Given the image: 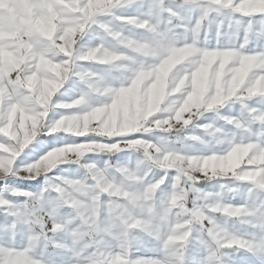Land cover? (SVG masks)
<instances>
[{
	"label": "clouds",
	"instance_id": "1",
	"mask_svg": "<svg viewBox=\"0 0 264 264\" xmlns=\"http://www.w3.org/2000/svg\"><path fill=\"white\" fill-rule=\"evenodd\" d=\"M0 182V264H264V0H0Z\"/></svg>",
	"mask_w": 264,
	"mask_h": 264
},
{
	"label": "rangeland",
	"instance_id": "2",
	"mask_svg": "<svg viewBox=\"0 0 264 264\" xmlns=\"http://www.w3.org/2000/svg\"><path fill=\"white\" fill-rule=\"evenodd\" d=\"M44 139L46 141V145H40V144L35 145L34 150L30 154L28 159H32V158L37 157L38 155L42 154L44 151L47 150L46 146H51L54 143H56V138H54V137H47V138H44ZM73 139H76V141L79 142V140L82 139V138H73ZM70 142H71V140H70ZM124 158L125 157H123V156L120 157L121 160H123ZM73 170H74V168H73ZM13 184L15 186L24 188V189L29 190V191H35L41 186L42 179L38 180V181H19V180H14ZM2 186H3V184H2V182H0V187H2Z\"/></svg>",
	"mask_w": 264,
	"mask_h": 264
}]
</instances>
